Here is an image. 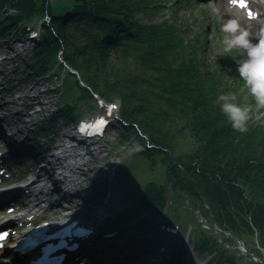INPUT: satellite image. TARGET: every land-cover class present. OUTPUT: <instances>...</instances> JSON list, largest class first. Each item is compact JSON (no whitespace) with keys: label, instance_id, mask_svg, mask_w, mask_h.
<instances>
[{"label":"trees","instance_id":"trees-1","mask_svg":"<svg viewBox=\"0 0 264 264\" xmlns=\"http://www.w3.org/2000/svg\"><path fill=\"white\" fill-rule=\"evenodd\" d=\"M69 1L56 2L51 8L50 0H0L5 18L0 23V36L8 34L20 20L48 13L51 21L42 24L43 41L33 53L31 69L43 73L53 68L62 41L66 63L81 69L91 86L89 90L80 85L79 94L69 98H64L62 91L58 113L71 116L77 111L75 101L90 98L91 90L102 91L103 96L118 97L120 115L146 131L149 141L155 144L144 145L137 153L138 161L131 164L135 168L131 177L134 181L140 179L143 187L137 191L139 204L123 208L118 221L128 220L142 207H148L153 215L163 214L165 188L158 179L139 173L136 166L145 159L152 164L168 160L167 178L172 188L186 191L192 201L204 200L213 221L235 234L248 238L253 232L250 221L264 247V133L247 126L248 131L241 134L231 127L221 112L220 90L212 77L202 74L205 68L194 60V55L180 50L188 47L174 22L164 18L144 23L135 17L137 12L155 13L165 8L163 0ZM5 8L11 9V15ZM186 58L189 61L183 63ZM236 85L243 87L240 82ZM249 103L253 112L254 101ZM45 125L42 123L39 129L41 135L46 134ZM171 158H177L176 162ZM193 161L199 172L191 165ZM134 192L127 191L125 196ZM133 224L144 231L151 220L145 217ZM205 235L204 229L196 228V246L208 248V241L211 247L222 246L217 236ZM228 264L233 261L230 259Z\"/></svg>","mask_w":264,"mask_h":264},{"label":"bare ground","instance_id":"bare-ground-1","mask_svg":"<svg viewBox=\"0 0 264 264\" xmlns=\"http://www.w3.org/2000/svg\"><path fill=\"white\" fill-rule=\"evenodd\" d=\"M228 9L230 11L231 18H237L241 24L249 23V29L254 32L256 38L258 37L261 28H257L251 21L247 20L245 16L241 14V10L238 7L229 6ZM5 11L8 15H11L10 8H5ZM3 21H5L4 7L0 9V23ZM50 21L51 18L49 17L47 19V23L49 24ZM25 27L30 30V35L27 34ZM17 31L19 33H17ZM9 33L21 38V44L19 50L15 49L12 56L9 53L8 48H0V64H11L12 68L5 69H11L13 71V68H16L17 66V59L23 58L20 54L25 53L27 55L29 51L31 52L36 50L39 45L42 44L43 40L40 33L31 29L30 22L27 20L18 21L15 26H12L9 29ZM43 39L45 41L44 36ZM2 43L8 45L7 39L4 38ZM59 50L61 51V49ZM32 54L33 52H31V56ZM67 69V73L77 77V79L80 80V84L90 90L91 86L89 82L85 78H82L83 81L80 79L82 74V72H80L81 69ZM73 71L75 72L73 73ZM7 74L8 73L6 71L3 73L0 68V91L7 83ZM33 85H37V81H30L28 83V94L26 97L25 94L23 95L21 93H18L15 97H6L2 94L0 96V139L3 140L5 151L9 154L17 152L21 157L22 163H26L30 167L34 168V170L31 169L27 172L26 179L24 181L25 184L20 185L19 188H12L8 191L0 193V202L17 194L11 190L19 191V189H23V192L31 193L37 204L47 203L54 206L59 205L62 209H69L75 218L83 219L86 223L97 228L103 219H107L113 215L112 212L116 210L122 211L123 208L127 207L133 200H138L139 192L133 193L130 197L125 196L126 192L130 189L128 181L125 177H122L119 180L112 179L114 169L119 167L117 162L122 163L121 161L124 160V163L130 165L136 162V159L134 155L131 157L129 156V153L123 152L126 158L122 160L109 158V160L102 159L101 162L96 163L95 161L98 156L103 151L106 153V147L109 142L108 139L110 138L107 134L108 131L105 132V135L98 137L96 140L89 139L85 133L86 131L82 133L79 131L76 132L74 127H71L72 125L84 122L85 130L88 131L92 123L86 117L78 118V115L75 113L71 116L63 117L57 111L53 117L59 115L69 124L66 125L63 123L62 128L58 127L59 132L57 134L55 133L54 136L49 135V132L45 135H41L40 131H36L34 129L36 123L39 119L41 120L43 115H52L55 106L59 110L61 103L59 104L58 102L55 103L53 101L55 93L52 92V88L48 84L43 86L44 89L39 87L32 89ZM49 92L51 93L49 94ZM23 98L28 99V105L21 102ZM81 106L84 105L82 104ZM69 125L71 128H69ZM19 126H21L22 129H20L21 127ZM37 127L38 129H41L42 124L37 125ZM77 127H79V124H77ZM28 133H31L32 135ZM24 135L27 137H23ZM32 137L35 138V142L30 140ZM52 137L55 138L54 144L49 142ZM41 140H45V144H43ZM109 143H111L110 149H113V146L117 144L115 143V139ZM27 144H30L32 148ZM106 155L108 156H104H112V154L109 155L108 153ZM139 163L142 167L143 162ZM44 164H47L48 168L45 169L44 167H41L44 166ZM127 169L129 173H131V170L135 168H128V165L125 164L119 167V174L124 173ZM53 173H55V175ZM133 178L131 177L130 181H134L135 179ZM106 179L110 180V186L102 187L101 183ZM38 182L41 183L40 186H36ZM98 192L99 195L96 196ZM175 193L182 196L185 195V193L180 189L176 192L170 188H165L164 199L165 205L168 208L170 204H172V196ZM112 196H115V198L111 204L109 201L112 200ZM187 207L189 208L188 205ZM190 209L193 211L195 210L192 208ZM15 211L17 212L16 217L20 218L24 216L18 206L15 208ZM147 213L148 211L146 208L139 211L141 218L145 217ZM171 215L172 214H170L169 211L168 216L160 221V239L158 241V245L151 246L149 250L144 251L141 255L139 251L134 249L133 244L130 243V239L126 238V235L121 234L118 235V239H114V241L118 243V248H122L121 253L123 256L115 255L113 258L122 259L127 264H148V262H154L156 258L158 260H163L165 258V254L168 253V243L172 240L179 241L181 238L186 236L183 231H179V227L176 224L171 223L182 222L176 220V218ZM12 216L13 215L9 212H4L3 214L1 213L0 224H9L12 221ZM184 223L188 222L184 221ZM201 225L202 223H200V219H198V223L192 229V233L194 234L196 226L198 227ZM203 229L206 234L205 236H210V234L214 237L217 236V242H219L222 246L201 248L193 245L191 247L189 246V233L191 232H188L189 238L183 242V246L188 247L187 254L192 252L193 255L190 256V258L196 262L198 260L206 262L204 257L207 254H213L214 256L221 255L224 257L226 264H228L231 256L227 255L226 252V238L224 239V237L216 235L211 226L203 225ZM25 230L26 228L19 230V236L24 233ZM115 235V232H110L108 236ZM16 238L17 236H13L8 244H13ZM222 239H224V241H222ZM202 252H204V254H202ZM90 259L97 260L99 257L94 255L90 257ZM2 261L8 262V256L4 255L2 257Z\"/></svg>","mask_w":264,"mask_h":264},{"label":"rangeland","instance_id":"rangeland-1","mask_svg":"<svg viewBox=\"0 0 264 264\" xmlns=\"http://www.w3.org/2000/svg\"><path fill=\"white\" fill-rule=\"evenodd\" d=\"M56 2L65 4V3H69L70 1L69 0H50V7L52 8L51 6L52 4L56 5ZM210 3L214 4L219 9L220 14L223 16L224 20L231 18L230 14L221 4L220 0H215V1L214 0H163V4L165 8L159 11H155V13L151 12L150 10H147L145 12H140V13L137 12L135 17H138L140 21L144 23L160 22L164 18L168 21L174 22L181 30V33L185 38V44L188 47V49L180 48V50L188 51L191 57H193L194 55V60H197L199 62V65L205 68L203 69L204 71L202 72V74L204 73L209 74L212 77V81L219 88L220 90L219 96L221 94L240 92L238 95H239L241 102L250 104L249 102L253 101V99L250 95L247 94V90L245 89L243 92H241L242 87L236 85L238 82L243 84V81L239 77V73L237 71L238 63L240 59H242V57L239 54H229V55L223 54L221 41H222L224 33L220 31V22L210 12V9H209ZM54 12L57 13L56 11ZM149 13L150 15H148ZM35 18H41V17H35ZM245 28L248 29L247 27ZM248 30L250 31L251 36L253 38H256L254 35V32H252V30L250 29ZM17 33L19 32L17 31ZM189 40L190 42H193L194 45L191 46L189 43ZM59 46H60L59 49L61 47L63 48L62 41L59 42ZM5 47L7 48V45L0 42V48H5ZM31 52L29 51L27 55L25 53L20 54V56L23 58L17 59V66L16 68H13V71L11 69L9 70L5 69V71L8 73L6 77L8 80H7V83L5 81L6 83L5 87L1 88L0 94L5 95L6 97H10V96L15 97V95H17L18 93H21L23 95L25 94V97L27 96L28 83L33 80L34 76L32 75V73L29 74L25 72L23 69H28L29 71H32L31 69H29L30 68L29 66L34 61L35 57L34 55L31 56ZM62 55L64 57V53H62ZM187 61H189L188 58H186V60L183 61V63H186ZM6 67L12 68L11 64H7ZM196 68L199 69L198 65H196ZM54 69L55 68L50 69L49 72L47 73V76H50V78L48 79V82L51 88L54 86L53 81H54L55 75H53L54 73L52 74ZM64 70H65L64 98H69L70 96L79 94L80 83L77 77L73 76L70 73H67L68 71L67 68H64ZM60 72H62L61 69L58 70V73ZM82 74L80 77L81 80L83 78ZM85 78L89 82L88 78L87 77ZM42 81L44 82L43 79L41 80V82ZM42 85H38V87L41 89H44ZM54 89L57 93L56 96L54 97L58 99L59 89H56L55 87ZM61 91L62 90L60 89V92ZM95 92L97 93V95L102 96L106 102H109L111 104L116 103L118 107L115 104L114 105L115 110L117 113H118V110L120 112L121 100L118 97L103 96L102 91L96 90ZM50 93L51 92H49V94ZM92 98L90 102L87 101L88 106L87 105L79 106L78 112H80V116L83 114L82 117L93 118L92 117L93 115L103 113L101 109L97 108L98 107L97 105L92 104ZM26 101L27 99L24 98L22 99L21 102L23 103ZM58 103L59 104L61 103V98H59ZM77 103L78 101H75L73 104L76 106ZM125 119L128 120L126 117ZM128 121L131 122L130 120ZM114 122H113L114 125L113 126L111 125V129L108 130L107 134L110 137L108 139L109 142L115 139V143L117 144L113 146V149H110L111 143L108 142V145L106 147V153L103 151L98 157L104 160H109V158H116L117 160H120V159L122 160L126 158V156H124V153H129V156L133 157L134 152L135 151L139 152L144 146L146 142V136H147L146 131L141 129V133H139L138 130L136 131L135 129L132 128V125H129V127L128 125L125 126L117 118ZM37 123L39 124V121ZM63 123L66 125L69 124L65 122L64 119L59 115H56V117H53V119H51V123H49L47 126L48 127L47 131L49 132V135L54 136L55 133L57 134L59 132L58 127L62 128ZM38 124H36L34 128L35 130ZM247 126L249 127L250 130L264 133V109L255 108L253 112L250 113V119L248 121ZM69 128H71L70 125H69ZM20 129H22V127ZM27 131L30 132L29 130ZM28 134H31V133H28ZM23 137H27V136L24 135ZM30 140L32 142L36 141L34 137L30 138ZM41 142L45 144V140H41ZM180 150H184V148ZM177 152L180 153L179 150ZM107 153L109 155L112 154V156L105 157V156H108L106 155ZM155 156H159V154H155ZM169 156L172 157L171 154H169ZM135 157H136V162H137L138 155H136ZM123 161L124 160L121 161L122 163L120 164V166H123L124 164ZM142 162H143L142 167H140L139 165L136 166L139 173H141L142 175L146 173L147 176L150 177L151 179H155V178L158 179L160 183L162 184L163 188H169V182L167 178L168 160H166L167 164L166 163L164 164L162 160H157L155 164H152L149 159H145ZM20 163H22V161L19 160V166L14 167V172H15L16 177L21 178L22 176H25L26 173L29 172L31 169L34 170V168L32 167L28 168ZM122 176L123 177L125 176L128 182L131 179V173L125 172L124 175L122 174ZM122 176L119 174L117 179L119 180L120 178H122ZM173 177L175 178V176ZM141 183L142 181L140 179H137V182L134 181V183L130 187V190L135 191V192L139 191L143 187V184ZM172 190L174 191V189ZM169 211H170V214H172L171 216L175 217L176 220H179L182 223H184V221L188 222L189 227L187 229V233L193 232L192 229L198 223V219H199L198 213L195 210L193 211L187 207V203L185 202L184 196L176 194V193L173 194L172 204H170L169 206ZM215 231L221 234L222 236H224V234H222L219 230H215ZM191 233H189L190 236H191ZM226 235L228 236H224V237L226 238V242H227V251H226L227 255H231L232 253H234V255H237L236 250L239 251L240 245L236 243V241L231 237V235H229L228 233H226ZM248 236L249 237L246 240H243L245 247L247 249L255 251L257 255L262 256L261 254L262 251L257 247L258 235L255 233H251V234H248ZM187 238L189 237L185 236L184 238H181L179 241H182L181 242L182 244ZM106 239H110V238H106ZM224 239H222V241H224ZM114 243L118 244L116 242ZM132 243L135 246H139V244L136 242H132ZM141 245H144V244L141 243ZM189 246H192V240L189 241ZM202 254H204V252H202ZM202 256H205V255H202ZM240 258L237 260L238 262H241L242 264H257V263L252 262L253 260L252 261H249V259L246 260L243 256H240ZM204 259H206V264H207V260H209L208 264H216V263L226 264L224 257H222L221 255L220 256H214L213 254L206 255Z\"/></svg>","mask_w":264,"mask_h":264},{"label":"clouds","instance_id":"clouds-1","mask_svg":"<svg viewBox=\"0 0 264 264\" xmlns=\"http://www.w3.org/2000/svg\"><path fill=\"white\" fill-rule=\"evenodd\" d=\"M210 12L220 22L222 51L224 55L239 54L242 59L237 71L243 81L241 92L245 89L254 101L256 109H264V29L253 38L237 18L223 19L219 9L209 4ZM221 112L231 127L243 134L248 131V121L252 106L241 102L238 93L221 94L218 97Z\"/></svg>","mask_w":264,"mask_h":264},{"label":"water","instance_id":"water-1","mask_svg":"<svg viewBox=\"0 0 264 264\" xmlns=\"http://www.w3.org/2000/svg\"><path fill=\"white\" fill-rule=\"evenodd\" d=\"M75 71H73L74 73ZM78 76V75H77ZM79 77V76H78ZM200 223L202 224H206L207 226H210V223L209 222H206L205 218L202 216L201 219H200ZM248 257H251L253 258V255L250 253V252H247L246 253ZM188 261L191 262V258H188Z\"/></svg>","mask_w":264,"mask_h":264}]
</instances>
